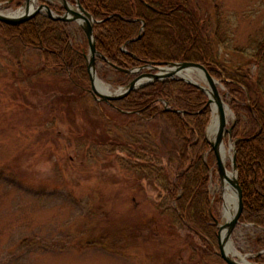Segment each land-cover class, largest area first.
<instances>
[{"label":"rangeland","instance_id":"rangeland-1","mask_svg":"<svg viewBox=\"0 0 264 264\" xmlns=\"http://www.w3.org/2000/svg\"><path fill=\"white\" fill-rule=\"evenodd\" d=\"M21 1L0 9L17 11ZM48 1L60 10L59 0ZM189 1L210 13L211 25L219 5L233 47H247L264 26V0ZM66 24L72 46L88 54L79 22ZM226 46L216 47L221 60L243 62ZM97 71L115 92L148 70L129 81L103 61ZM122 114L90 91L81 93L62 64L39 46L3 36L0 26V264H227L218 243L206 246L173 215L167 187L182 165L175 129L162 118L147 122ZM227 164L231 170V158ZM209 190L214 219L224 223L218 169L210 170ZM101 236L108 248L80 247ZM231 240L241 256L264 264L254 260L264 258L258 244L264 229L240 222Z\"/></svg>","mask_w":264,"mask_h":264},{"label":"trees","instance_id":"trees-1","mask_svg":"<svg viewBox=\"0 0 264 264\" xmlns=\"http://www.w3.org/2000/svg\"><path fill=\"white\" fill-rule=\"evenodd\" d=\"M80 1L99 21L94 25L101 54L97 64L106 63L102 59L105 56L124 81H129L132 75L113 69L114 66L138 68L147 62L193 61L202 63L223 83L236 116L232 138L236 141V161L244 194L240 222L264 229V26L249 39L247 47H233L230 45L233 34L218 4L214 6L215 20L211 25L210 13L203 14L201 8H193L189 0ZM0 4L10 8L21 6L22 1L0 0ZM0 26L8 39L39 46L47 58L66 68L76 89L89 92L91 80L86 57L72 46L65 22L38 14L26 23H0ZM224 43L243 62L221 60L216 47ZM208 100V95L198 87L180 79H167L105 103L124 111L122 115L126 117L147 122L162 118L175 129L181 139L182 165L167 187L171 209L176 220L213 248L218 243V228L210 208L209 184L210 170L217 169V158L206 135L212 113ZM164 101L169 110L162 106ZM221 202L220 196L215 199V203ZM107 241L106 236H101L80 247L108 248ZM258 244L264 247V241L258 240ZM263 259L262 255L254 258L256 262Z\"/></svg>","mask_w":264,"mask_h":264},{"label":"water","instance_id":"water-1","mask_svg":"<svg viewBox=\"0 0 264 264\" xmlns=\"http://www.w3.org/2000/svg\"><path fill=\"white\" fill-rule=\"evenodd\" d=\"M61 6L64 8V12L60 10H55L52 8V3L48 0H44L36 9L31 8V0H26L24 5L19 8L17 11L24 8V11L21 14H18L17 11L10 12L4 11L0 9V23L8 24V25H19L29 21L34 18L38 14H44L48 18L52 20H59L62 22H74L77 21L83 28L86 37L89 43V51L88 54L85 53L87 60V69L89 72L90 80H91V92L94 97L99 101L104 102H112L115 100H120L127 95H129L132 91L142 88L150 83L156 81H162L167 79H180L191 85L198 87L200 90L204 91L208 97V104L211 107V118L206 129L207 139L212 147L213 152L217 158V168L220 177V181L222 187L224 185L225 180H227L230 185L235 189L237 194V209L233 216L229 218V220L225 223H221L220 220L215 218V221L218 226V245H219V255L227 264H241L238 259L230 256L228 254V245L232 243V235L240 223V218L244 209V194L243 189L240 185L239 180V171L238 165L236 161V141H233L232 131L233 124H229V120L227 119V111L228 108L231 117L235 118V115L228 104L225 103L224 98L221 94L219 82L217 79L208 71V69L202 64L193 61H170V62H147L144 66L137 69L123 68L116 66L120 71L133 74L138 73L143 69L152 70L151 72H145L137 77H135L127 86L120 87L117 91L112 92L109 90V86H107L103 81L98 78L97 74V58L101 56L100 52L97 49L94 25L99 22L95 19L92 13H90L81 3L80 0H75L72 3L69 0H59ZM1 6V5H0ZM144 28V23L141 29V33L138 36V39L142 35V31ZM137 39V38H136ZM102 58L109 62V60L102 56ZM197 74L205 84H200L196 81H193L188 75ZM97 82H100L102 85V91L97 88ZM104 86V87H103ZM216 105L217 111V122L213 119L214 109L213 105ZM166 109H170L168 107L167 102H165ZM179 113L180 111H175ZM234 123V122H233ZM217 126V132L214 140H210L208 137V132L212 127ZM230 125V126H229ZM216 129V128H215ZM228 135L229 145L232 148L231 155V170L228 169L227 164L223 161V152L225 147V139ZM231 174V176H229ZM225 207V200L223 203ZM224 233V234H223Z\"/></svg>","mask_w":264,"mask_h":264},{"label":"bare ground","instance_id":"bare-ground-1","mask_svg":"<svg viewBox=\"0 0 264 264\" xmlns=\"http://www.w3.org/2000/svg\"><path fill=\"white\" fill-rule=\"evenodd\" d=\"M31 8L32 9H36L39 4H38V0H31ZM24 11V8H22L21 10L17 11L18 14H21ZM197 75V74H196ZM193 81H196L198 83H200L199 81H197L195 79V77L191 74L188 75ZM198 76V75H197ZM199 77V76H198ZM200 78V77H199ZM201 79V78H200ZM201 84V83H200ZM97 88L100 89L102 91V85L100 84V82H97ZM104 87V86H103ZM110 90V89H109ZM213 109H214V114H213V119L215 122H217L218 119V114L216 111V105H213ZM226 111H227V119L229 120L231 114L228 110V108L226 107ZM216 128V129H215ZM216 132H217V126L215 127V125L212 127V129L209 130L208 132V137L210 140H214L215 136H216ZM232 155V148L231 147H227L226 143H225V147H224V152H223V161L224 163L227 164L228 159L231 157ZM229 176H231V174H229ZM222 195H223V200H225V207H224V223L227 222L229 220V218L231 216H233L236 212L237 209V194L235 189L230 185V183L225 180L224 185L222 187ZM224 234V233H223ZM228 254L232 257L235 258V255H239L241 256L240 252H238L237 248L233 246V244L228 245ZM238 261L241 264H253L251 263L246 256H241V259H238Z\"/></svg>","mask_w":264,"mask_h":264},{"label":"flooded vegetation","instance_id":"flooded-vegetation-1","mask_svg":"<svg viewBox=\"0 0 264 264\" xmlns=\"http://www.w3.org/2000/svg\"><path fill=\"white\" fill-rule=\"evenodd\" d=\"M53 8L57 10V8H56L55 6H53ZM60 11H61V12H64L63 7H61V6H60Z\"/></svg>","mask_w":264,"mask_h":264}]
</instances>
